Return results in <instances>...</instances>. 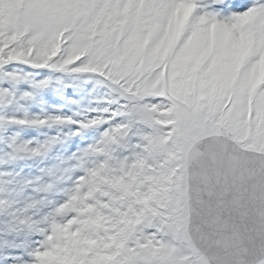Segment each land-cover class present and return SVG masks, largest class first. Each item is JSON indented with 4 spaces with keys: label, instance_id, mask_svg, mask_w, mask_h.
I'll return each mask as SVG.
<instances>
[{
    "label": "snow or ice",
    "instance_id": "obj_1",
    "mask_svg": "<svg viewBox=\"0 0 264 264\" xmlns=\"http://www.w3.org/2000/svg\"><path fill=\"white\" fill-rule=\"evenodd\" d=\"M0 264H264V0H0Z\"/></svg>",
    "mask_w": 264,
    "mask_h": 264
}]
</instances>
